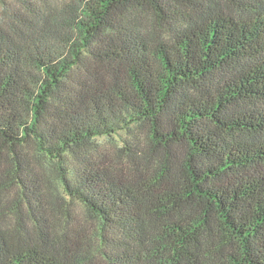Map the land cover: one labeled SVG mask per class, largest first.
Wrapping results in <instances>:
<instances>
[{"label":"trees","instance_id":"1","mask_svg":"<svg viewBox=\"0 0 264 264\" xmlns=\"http://www.w3.org/2000/svg\"><path fill=\"white\" fill-rule=\"evenodd\" d=\"M0 264H264V0H0Z\"/></svg>","mask_w":264,"mask_h":264}]
</instances>
